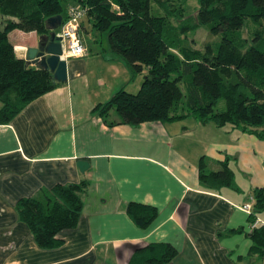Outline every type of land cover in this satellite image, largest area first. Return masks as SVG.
<instances>
[{
    "label": "crops",
    "instance_id": "1",
    "mask_svg": "<svg viewBox=\"0 0 264 264\" xmlns=\"http://www.w3.org/2000/svg\"><path fill=\"white\" fill-rule=\"evenodd\" d=\"M79 32L84 55L64 57L66 80L0 124V264H128L148 243L174 247L166 264H264L248 255L249 219L240 209L253 188L264 187V140L191 116L137 126L118 122L113 110L99 116L93 107L119 89L138 90L146 68L132 74L85 16ZM37 36L7 33L13 48L32 46ZM200 159L205 172L225 162L233 186L202 184ZM77 160L87 162L83 171ZM80 182L76 226L58 233L57 247H38L18 220L17 200ZM128 202L153 206L155 217L138 227L125 212Z\"/></svg>",
    "mask_w": 264,
    "mask_h": 264
},
{
    "label": "trees",
    "instance_id": "2",
    "mask_svg": "<svg viewBox=\"0 0 264 264\" xmlns=\"http://www.w3.org/2000/svg\"><path fill=\"white\" fill-rule=\"evenodd\" d=\"M67 2L84 9L92 29L105 34L109 49L132 74L146 68L135 93L119 89L93 112L106 117L113 110L118 122L131 126L191 116L202 124H230L264 140V0H195L192 14L185 0H0V124L61 83L49 71L15 58L7 33L46 32L48 17L60 15L63 21ZM200 26L217 39L195 49L185 39ZM219 99L223 109H215ZM198 179L209 188L233 186L225 162L205 172L200 159ZM83 187L84 182L57 184L43 191L42 199L17 200L18 220L38 247H57L58 233L76 226ZM251 197L248 224L259 222L249 231L248 255L264 257V215L258 218L264 213V187L253 188ZM125 212L138 227L156 215L153 206L135 202H128ZM175 254L169 243H148L128 264H166Z\"/></svg>",
    "mask_w": 264,
    "mask_h": 264
},
{
    "label": "water",
    "instance_id": "3",
    "mask_svg": "<svg viewBox=\"0 0 264 264\" xmlns=\"http://www.w3.org/2000/svg\"><path fill=\"white\" fill-rule=\"evenodd\" d=\"M61 23V16L48 17L45 21L47 31L38 34L32 46L13 48L15 58L45 69L51 74L52 80L64 82L66 80L65 60L62 57L60 37L56 36L54 29ZM76 165L80 171L87 167V162L77 160Z\"/></svg>",
    "mask_w": 264,
    "mask_h": 264
},
{
    "label": "built area",
    "instance_id": "4",
    "mask_svg": "<svg viewBox=\"0 0 264 264\" xmlns=\"http://www.w3.org/2000/svg\"><path fill=\"white\" fill-rule=\"evenodd\" d=\"M84 16V9L75 4L71 3L66 8V16L61 22L59 37L60 41L65 44L62 47V57H81L84 55V48L82 46L81 35L79 32V22ZM252 198L249 201L240 206V209L247 214L251 210ZM259 222L256 219L252 224L249 225V231Z\"/></svg>",
    "mask_w": 264,
    "mask_h": 264
},
{
    "label": "rangeland",
    "instance_id": "5",
    "mask_svg": "<svg viewBox=\"0 0 264 264\" xmlns=\"http://www.w3.org/2000/svg\"><path fill=\"white\" fill-rule=\"evenodd\" d=\"M185 3L188 7V13L192 14L194 12L193 8H195V6H196L195 0H185ZM55 30L57 32L58 27H56ZM216 39H217V37L208 34L207 29L205 27L200 26V27L196 28L195 30L189 31L187 33L185 43L192 48L202 49L205 42L216 41ZM135 92H130V93H135ZM183 101H184V98H182V105H183ZM223 107H224V102L222 99H219L217 101L215 109H223Z\"/></svg>",
    "mask_w": 264,
    "mask_h": 264
}]
</instances>
